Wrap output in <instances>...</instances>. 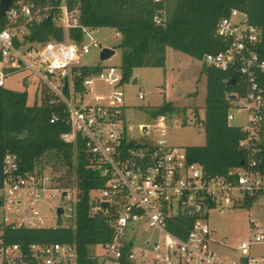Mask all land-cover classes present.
Wrapping results in <instances>:
<instances>
[{
    "label": "built area",
    "instance_id": "built-area-1",
    "mask_svg": "<svg viewBox=\"0 0 264 264\" xmlns=\"http://www.w3.org/2000/svg\"><path fill=\"white\" fill-rule=\"evenodd\" d=\"M80 16V0H13L0 16L4 22L0 27V85H5L7 76L28 70L40 80L38 92L45 90L50 104L64 105L71 131L62 138L69 142L81 138L87 167L104 180L97 189L100 198L91 197L92 214L104 216L113 235L110 241L98 244L102 253L92 257L98 264H142L137 261L134 243L138 226L143 224L157 234L145 240L157 252L151 264H174V259L177 264H264V252L252 249L254 245L264 249V224L252 212L249 236L237 246L239 256L229 259L214 247L215 243L224 244L212 237L208 220L213 208L222 211L245 206L247 199L257 196L255 204L264 196V174L254 168L264 126V87L258 81V73L264 72V60L258 53L264 30L233 9L216 27L225 49L203 57L207 65L233 68L247 85L246 95L235 97L228 113L230 123L237 112L246 113V124L241 126L246 136L240 146L247 151V165L228 175H208L201 163L189 159L186 149L167 141L168 114L138 124L137 129L129 124L122 69L101 59L105 47H115L102 46L94 37L98 28L83 26ZM48 20L62 28V38L33 40L34 27ZM154 20L164 25L166 11L160 10ZM79 27L82 38L78 41L70 30ZM115 34L122 36L117 30ZM94 49L99 50L98 62H87L86 56ZM139 98L144 99L145 94L140 93ZM57 118L54 114L51 121ZM155 128H159L158 138L154 137ZM59 192L66 203L74 201V195L52 172H23L19 157L7 153L0 185V226L59 227L57 208L63 205L48 207ZM49 208L56 213L54 218L48 214ZM63 208L62 226H70L64 215L73 217V203L68 213ZM180 215L190 219L183 236L169 228ZM77 259L74 243L32 244L23 252L21 245L5 244L0 237V264H77Z\"/></svg>",
    "mask_w": 264,
    "mask_h": 264
},
{
    "label": "trees",
    "instance_id": "trees-1",
    "mask_svg": "<svg viewBox=\"0 0 264 264\" xmlns=\"http://www.w3.org/2000/svg\"><path fill=\"white\" fill-rule=\"evenodd\" d=\"M80 7L83 26L112 27L121 32L118 47L121 49L120 67L124 82L133 78L137 67H164L169 47L199 60H203L207 53L224 50L225 43L216 36V27L219 20L233 9L245 13L251 23L264 30V0H178L164 25L157 24L154 18L160 10L166 11L165 0H80ZM3 25L0 19V27ZM70 35L81 40V28H72ZM62 36V28L52 20L35 26L32 31V39L37 41L50 37L61 39ZM258 53L260 60H264V36L259 42ZM202 71L206 76V143L188 146L186 151L189 159L201 163L208 175H228L231 170L247 165V151L240 146L246 133L241 126L228 121L232 96L244 97L247 85L233 68L224 70L203 63ZM258 81L264 87V72L258 73ZM40 97V101L29 104L27 91L0 85V185L7 153L19 157L23 172L43 170L44 163L50 160L61 163L67 167V174L56 176L58 181L66 189L75 187V224L38 228L2 225L0 237L5 244L17 243L28 250L32 244L74 243L77 264H98L90 247L110 241L113 231L104 216L92 214L90 193L101 188L104 180L87 167L88 158L81 138L77 137L74 142L62 138L63 133L71 131L64 105L50 104L45 90L41 91ZM176 111L178 107L166 101L151 114L156 117ZM54 114L58 118L52 122ZM258 148L254 168L264 174V126ZM72 171L76 175L75 182ZM256 198L247 199L245 206L251 207ZM176 220L169 226L170 230L185 235L184 227L190 224V219L180 215ZM125 264L135 263L126 261Z\"/></svg>",
    "mask_w": 264,
    "mask_h": 264
},
{
    "label": "rangeland",
    "instance_id": "rangeland-1",
    "mask_svg": "<svg viewBox=\"0 0 264 264\" xmlns=\"http://www.w3.org/2000/svg\"><path fill=\"white\" fill-rule=\"evenodd\" d=\"M178 0H165L166 14L169 16ZM86 34V39H89ZM94 37L102 46H114L115 54L107 59L106 65L121 64V49L118 44L121 40L116 36L115 29L112 27H100L94 32ZM99 50L94 49L88 56L87 62H98ZM202 60L193 58L186 53L167 49L166 65L164 67H137L134 69L133 78L138 77V82L133 83V78L129 82L122 84L124 91V104L127 108L126 115L130 125L137 129L138 124L153 122L151 111L164 102L170 101L178 107V111L168 114V128L166 139L169 144L186 149L192 145H204L206 143V133L204 127L205 120V98H206V76L202 71ZM5 87L12 90L27 91L28 103L33 104L36 100L40 101L41 94L38 92L40 80L28 70L15 72L5 79ZM100 87V85H98ZM145 94L144 99L139 98L140 93ZM196 114L198 116L196 117ZM245 111L237 112L236 118L231 124L244 126L246 124ZM177 122V123H176ZM159 128H155L154 137H159ZM46 159V158H45ZM75 160V153L73 155ZM47 160V159H46ZM45 169L59 177L67 174V167L55 160L46 161ZM56 177V178H57ZM72 179L76 180V175L72 171ZM74 195V201L66 203L59 192L57 196L48 202V207L63 205L66 213L68 207L73 203V217L64 218L69 220L70 225L75 224V205L77 196L75 187H68ZM92 198H100V190L94 189L90 193ZM250 212L264 224V196L259 198L253 206H238L226 208L219 211L213 208L209 211L208 220L212 229V237L221 244H214V247L224 256L225 259L238 257L237 246L249 236V217ZM50 217H55V212L48 209ZM0 220H2V208H0ZM156 233L147 225H139L135 235L134 249L137 253V261L142 264H151L157 252L150 248L145 240L155 238ZM256 253L264 252L260 245L252 247ZM91 254H101L102 247L93 245L90 247ZM174 264L177 260L174 259Z\"/></svg>",
    "mask_w": 264,
    "mask_h": 264
},
{
    "label": "water",
    "instance_id": "water-1",
    "mask_svg": "<svg viewBox=\"0 0 264 264\" xmlns=\"http://www.w3.org/2000/svg\"><path fill=\"white\" fill-rule=\"evenodd\" d=\"M13 2V0H0V16H3L6 12V10L8 9L9 5ZM115 54V49L111 48V47H105L103 49V51L101 52V59L102 60H107L109 58H111L113 55ZM138 82V77L135 76L133 78V83H137ZM236 95H233L232 98H235ZM243 164V162H242ZM65 194V193H64ZM104 206H108L107 203L103 204ZM64 213V208L63 206H59L57 208V214H58V219H57V224L58 226H62L63 225V218H62V214ZM23 252L26 251L25 247H22Z\"/></svg>",
    "mask_w": 264,
    "mask_h": 264
},
{
    "label": "crops",
    "instance_id": "crops-1",
    "mask_svg": "<svg viewBox=\"0 0 264 264\" xmlns=\"http://www.w3.org/2000/svg\"><path fill=\"white\" fill-rule=\"evenodd\" d=\"M5 86V85H4Z\"/></svg>",
    "mask_w": 264,
    "mask_h": 264
}]
</instances>
